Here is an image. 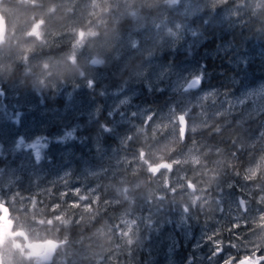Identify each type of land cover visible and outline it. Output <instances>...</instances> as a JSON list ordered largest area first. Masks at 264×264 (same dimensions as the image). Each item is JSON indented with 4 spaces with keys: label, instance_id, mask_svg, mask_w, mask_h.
I'll list each match as a JSON object with an SVG mask.
<instances>
[{
    "label": "rangeland",
    "instance_id": "374dc122",
    "mask_svg": "<svg viewBox=\"0 0 264 264\" xmlns=\"http://www.w3.org/2000/svg\"><path fill=\"white\" fill-rule=\"evenodd\" d=\"M229 1L0 4L6 24L0 46V202L9 206L15 226L32 235L45 236L42 228L62 234L56 261H264V139L261 153L242 170L237 153L228 157L218 147L194 144L176 153L188 133L214 118L250 119L264 111V80L238 95L201 83L188 88L192 79L205 80L202 64L182 59L198 47L188 19ZM219 17L228 21L234 14L225 10ZM143 91L178 97L155 111L129 103ZM178 115L187 121L184 139ZM129 116L147 119L149 127L140 130L145 147L131 148L114 133ZM252 134L241 138L248 150L259 141ZM75 145L82 151L77 163ZM238 159L243 162L244 155Z\"/></svg>",
    "mask_w": 264,
    "mask_h": 264
},
{
    "label": "trees",
    "instance_id": "16d2710c",
    "mask_svg": "<svg viewBox=\"0 0 264 264\" xmlns=\"http://www.w3.org/2000/svg\"><path fill=\"white\" fill-rule=\"evenodd\" d=\"M199 0H193V2ZM225 10L233 11L234 18L224 21L219 17ZM189 26L195 30L198 44L197 49L186 50L183 53L188 61H196L203 65L205 80L201 88L216 92L242 93L244 88L264 80V1L262 0H232L214 9H205L199 15L188 19ZM224 46L227 49H224ZM178 52V51H177ZM149 92H140L139 97L129 100V103L148 107L149 110H161L170 100H176V93H163L159 97L160 103H153L152 98L159 93L149 96ZM163 104V105H161ZM250 119L239 118L236 114L227 117L214 118L210 125L195 133H188L176 153L183 151L194 144L218 147L217 152L230 157L237 153L235 163L238 170L256 158L264 139V111ZM115 117V115H114ZM100 120V116H96ZM130 122L115 125V134L121 135L126 144L131 148L145 147L144 130L149 127L144 119L129 116ZM94 119V116L93 118ZM258 139L257 145L248 150L244 148L241 138L246 134ZM191 137V138H190ZM110 139V137H108ZM240 139V140H239ZM241 142V145L238 143ZM260 144V145H259ZM138 146V147H137ZM242 146V150H237ZM74 163L78 162L77 156L82 154L79 145L73 149ZM88 155V153H87ZM165 155V153H164ZM244 155V161L238 158ZM62 158H56V161ZM78 165V164H76ZM78 230V229H75Z\"/></svg>",
    "mask_w": 264,
    "mask_h": 264
},
{
    "label": "flooded vegetation",
    "instance_id": "af4514ba",
    "mask_svg": "<svg viewBox=\"0 0 264 264\" xmlns=\"http://www.w3.org/2000/svg\"><path fill=\"white\" fill-rule=\"evenodd\" d=\"M3 1L4 0H2L0 4H2ZM0 203L5 205L8 211L7 218H3L2 211H0V264H5V260H7L9 264H61V262H58L61 260L56 261V258L62 247V242L59 241V237L62 234L58 232L59 236L52 235L45 228H42L38 232H44L45 236L32 235L28 230L15 226L9 206L3 202ZM8 221L11 222V228L9 230L6 225ZM73 229L75 232L80 231L79 229L75 230L77 229L76 227H73ZM47 241H55L59 243L52 258H48V251H46L44 245H41ZM78 245L79 244H74V247L80 249ZM15 248H18L21 254H18L17 252L15 253ZM15 258L16 262H14Z\"/></svg>",
    "mask_w": 264,
    "mask_h": 264
},
{
    "label": "water",
    "instance_id": "95a60500",
    "mask_svg": "<svg viewBox=\"0 0 264 264\" xmlns=\"http://www.w3.org/2000/svg\"><path fill=\"white\" fill-rule=\"evenodd\" d=\"M2 0H0L1 2ZM5 30H6V24L4 19L1 17L0 15V46L1 44L4 42V37H5ZM201 83L200 79H192L190 80V82L188 83V88L193 89L199 86V84ZM3 97V90L0 88V98ZM177 122L179 125V134L180 137L182 139H184V137L187 134V121L185 119V117L183 115H178L177 116ZM0 211H2L3 214V218H7L8 217V211H7V207L3 204L0 203ZM8 227V230L11 228V222L8 221V223L6 224ZM41 245L45 246L46 251H48L49 256L48 258H52L55 250L57 249L59 243L55 242V241H47Z\"/></svg>",
    "mask_w": 264,
    "mask_h": 264
},
{
    "label": "snow or ice",
    "instance_id": "6c2138e0",
    "mask_svg": "<svg viewBox=\"0 0 264 264\" xmlns=\"http://www.w3.org/2000/svg\"><path fill=\"white\" fill-rule=\"evenodd\" d=\"M221 251H222V249H221ZM261 264H264V261H262Z\"/></svg>",
    "mask_w": 264,
    "mask_h": 264
},
{
    "label": "bare ground",
    "instance_id": "6f19581e",
    "mask_svg": "<svg viewBox=\"0 0 264 264\" xmlns=\"http://www.w3.org/2000/svg\"><path fill=\"white\" fill-rule=\"evenodd\" d=\"M137 107V106H136ZM138 108V107H137ZM148 108V107H147ZM191 138V137H190ZM138 147V146H137ZM207 185V184H206ZM72 228V227H71Z\"/></svg>",
    "mask_w": 264,
    "mask_h": 264
}]
</instances>
